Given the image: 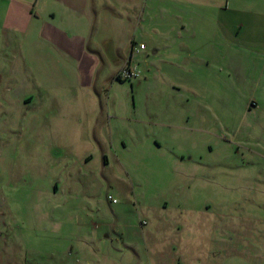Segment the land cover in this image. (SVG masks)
<instances>
[{"label":"rangeland","instance_id":"rangeland-1","mask_svg":"<svg viewBox=\"0 0 264 264\" xmlns=\"http://www.w3.org/2000/svg\"><path fill=\"white\" fill-rule=\"evenodd\" d=\"M41 1L0 0V264H264V0H166L132 82L52 43ZM175 15L185 50L152 31Z\"/></svg>","mask_w":264,"mask_h":264},{"label":"crops","instance_id":"crops-1","mask_svg":"<svg viewBox=\"0 0 264 264\" xmlns=\"http://www.w3.org/2000/svg\"><path fill=\"white\" fill-rule=\"evenodd\" d=\"M213 1V0H212ZM45 2L49 3H55L62 5L63 11H62V22L59 25H54L53 27L49 28L48 31H50L51 40L52 43L58 45L64 52L66 51L68 53V56H73L74 58H77L75 60H78L77 62H82V66L84 69L88 72L87 65H84L85 58L83 57V52L89 51L92 52V56H96V52L99 51L98 47L103 48L109 55V57L115 62V64L118 66L120 63H128V60L130 58V54L132 52V49L136 46H139V44H145V49L143 51H140L139 53L134 55V64L139 66L147 65L152 66L153 64L149 62V56L151 51L148 49L149 45L146 41L137 39V35L139 32L146 33L147 29L145 27V20L149 18V20L153 17H151V12L155 9H158V14L154 13L152 16H157L159 20L162 22H166V0H46ZM178 2H181V4H193V3H202L205 5H209L210 0H178ZM227 2V1H225ZM42 1L41 0H34L30 6L23 8V12L30 15V17L33 19L35 17L36 19L39 18L38 11L36 12L35 9L40 7ZM228 3V2H227ZM226 3V5H227ZM153 4L154 7L151 5ZM222 6L224 4L222 3ZM37 8V9H38ZM149 11V12H148ZM162 14V16H161ZM49 19L51 21H54L57 18V14L53 12V9L49 11ZM160 15V16H159ZM176 20L178 21V26L176 29H170L169 31L166 29V26L164 24V27L161 28V26L154 27L152 29L153 32H155L158 36L161 37V40L164 41L165 36L169 37V41H173L172 32L176 33L175 38V45L176 43L177 48H181L182 50H185L184 43L185 40L182 39L183 36L181 32H185L186 26L182 23H185L184 17L180 15H175ZM68 22H66V21ZM129 22L131 30H134L129 33V31H126L125 36H130L128 39L124 40V42H119L117 35L119 29L120 22ZM63 21L66 22V24L63 23ZM128 27V28H129ZM138 27H141V29H138ZM70 28L71 30H75L73 28H77L78 32V38L75 41L77 44L73 46V44L70 43L69 38H66L65 36L70 35ZM125 28V27H124ZM126 29V28H125ZM172 31V32H170ZM218 31V30H217ZM224 31L223 27L219 28L218 34L220 35V32L222 33ZM107 35L108 37L104 36V38L100 37L99 35ZM100 37V38H99ZM170 38L172 40H170ZM158 43L156 45H159L160 39L158 37ZM154 41V40H153ZM71 45V46H70ZM120 45H122L120 47ZM186 45V43H185ZM187 47V46H186ZM187 49H189L187 47ZM121 50H126L127 54L126 57H122L120 55ZM70 51V52H69ZM78 52L75 54V52ZM160 49L158 47H155L152 52L154 54L158 53ZM79 52H81L79 54ZM100 60L98 59V62ZM182 61V60H180ZM206 65H211V62L209 60H203ZM124 64V65H125ZM123 65V66H124ZM117 68V67H116ZM120 68V67H119ZM119 68H117L116 71V77L119 72ZM140 69V68H139ZM141 70V69H140ZM142 71V70H141ZM143 72V71H142ZM139 80V79H138ZM133 81V80H132ZM131 81V82H132ZM193 91V88H192ZM197 91V89H196ZM210 91L208 92V89L204 90V94L209 95ZM195 95V92H193ZM198 97V96H197ZM32 100V98H30ZM202 99L206 100V97L202 96ZM31 102V101H30ZM197 103V102H196ZM262 102H258L256 100L250 101V106L247 107L249 110H251L252 107H258L261 105ZM208 106V104L206 105ZM196 112L198 111L197 108L195 109ZM204 110H207L210 112L209 108H204ZM193 112V110H192ZM234 134L233 137H237V129L234 128L233 130ZM240 147L236 148V154L239 152ZM185 155L183 154L181 156V159H183ZM240 157V156H239ZM192 158V157H190ZM107 159V158H105ZM244 160V159H242ZM235 162V161H234ZM243 165L248 164V162L243 161ZM238 167V166H237ZM236 168L234 166H230V169ZM264 177V176H263ZM258 185L261 183L257 182ZM257 191H260V188H255Z\"/></svg>","mask_w":264,"mask_h":264},{"label":"built area","instance_id":"built-area-1","mask_svg":"<svg viewBox=\"0 0 264 264\" xmlns=\"http://www.w3.org/2000/svg\"><path fill=\"white\" fill-rule=\"evenodd\" d=\"M145 44H139L134 48V55L139 53L140 51L145 49ZM129 63L125 64L119 71L118 75L124 79L133 80L134 78H138L140 76V72L136 65H128ZM113 202H116V199H113L112 196H109Z\"/></svg>","mask_w":264,"mask_h":264},{"label":"trees","instance_id":"trees-1","mask_svg":"<svg viewBox=\"0 0 264 264\" xmlns=\"http://www.w3.org/2000/svg\"><path fill=\"white\" fill-rule=\"evenodd\" d=\"M128 65L130 66V65H135L134 64V48L132 49V52H131V54H130V58H129V60H128ZM137 66V65H136ZM123 67V66H122ZM138 68V67H137ZM121 69V68H120ZM138 70H139V72H140V76H141V74H142V72H141V70L138 68ZM120 71V70H119ZM119 73V72H118ZM139 76V77H140ZM138 77V78H139ZM117 79H119V80H121V81H126V80H128V79H124V78H122L121 76H119V75H117ZM134 79H137V78H134ZM133 79V80H134ZM129 81H131V80H129ZM109 196H112V195H109ZM109 196H108V200L109 201H111V202H113L111 199H109ZM112 198L113 199H116V198H114L113 196H112ZM117 200V199H116ZM118 201V200H117ZM117 201L116 202H113V203H117Z\"/></svg>","mask_w":264,"mask_h":264}]
</instances>
